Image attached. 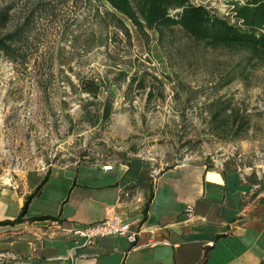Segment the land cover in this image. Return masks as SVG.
<instances>
[{"label":"rangeland","instance_id":"obj_1","mask_svg":"<svg viewBox=\"0 0 264 264\" xmlns=\"http://www.w3.org/2000/svg\"><path fill=\"white\" fill-rule=\"evenodd\" d=\"M191 1L226 17L223 0ZM3 10L0 38L22 36L14 59L0 52L1 182L34 191L55 168L153 178L191 162L238 173L264 199V51L140 34L94 0Z\"/></svg>","mask_w":264,"mask_h":264},{"label":"crops","instance_id":"obj_2","mask_svg":"<svg viewBox=\"0 0 264 264\" xmlns=\"http://www.w3.org/2000/svg\"><path fill=\"white\" fill-rule=\"evenodd\" d=\"M127 170L53 169L23 223L0 226V264H199L205 252V264H264V202L238 173L191 162L153 178ZM32 192L0 180V223L13 222ZM43 216L54 224L30 221ZM113 218L140 230L135 246L106 237L75 250L60 231Z\"/></svg>","mask_w":264,"mask_h":264},{"label":"trees","instance_id":"obj_3","mask_svg":"<svg viewBox=\"0 0 264 264\" xmlns=\"http://www.w3.org/2000/svg\"><path fill=\"white\" fill-rule=\"evenodd\" d=\"M104 14L117 23L126 19L137 32L155 31L159 37L175 29L198 43L221 46H249L264 51V0H223L227 5L226 17L222 18L205 6L193 4L191 0H94ZM6 11L0 12V23H5ZM15 31L0 38V52L15 58V44L20 43L19 32ZM226 111V110H225ZM210 169V167H206ZM169 169V168H168ZM167 170V169H166ZM230 173L234 171H222ZM48 176V175H47ZM47 176L36 189L25 198L18 217L13 222L1 225L19 224L24 220L30 201L39 195ZM249 184V183H248ZM256 195L252 194L251 198ZM260 199L258 203H263ZM148 205L144 210V219ZM54 220L43 216L30 220ZM205 252L199 264H205Z\"/></svg>","mask_w":264,"mask_h":264},{"label":"built area","instance_id":"obj_4","mask_svg":"<svg viewBox=\"0 0 264 264\" xmlns=\"http://www.w3.org/2000/svg\"><path fill=\"white\" fill-rule=\"evenodd\" d=\"M184 213L188 219H191L192 207L186 206ZM60 231L71 241L75 250L89 248L98 239L106 237H124L133 247L140 233L139 229L132 230L130 224L124 223L117 218L73 229L60 228Z\"/></svg>","mask_w":264,"mask_h":264}]
</instances>
